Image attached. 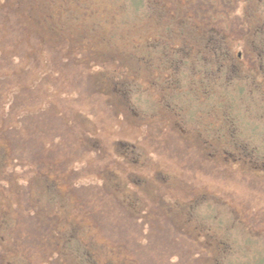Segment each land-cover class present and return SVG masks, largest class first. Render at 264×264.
<instances>
[{"label":"rangeland","instance_id":"1","mask_svg":"<svg viewBox=\"0 0 264 264\" xmlns=\"http://www.w3.org/2000/svg\"><path fill=\"white\" fill-rule=\"evenodd\" d=\"M0 264H264V0H0Z\"/></svg>","mask_w":264,"mask_h":264}]
</instances>
